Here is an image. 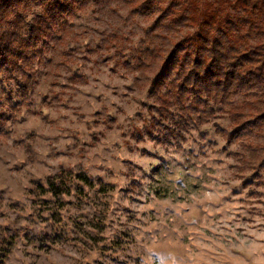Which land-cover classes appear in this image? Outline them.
<instances>
[{
  "label": "rangeland",
  "instance_id": "374dc122",
  "mask_svg": "<svg viewBox=\"0 0 264 264\" xmlns=\"http://www.w3.org/2000/svg\"><path fill=\"white\" fill-rule=\"evenodd\" d=\"M44 9L29 4L26 22ZM129 11L125 0H78L33 43L22 28L0 61L3 264H264V127L232 141L219 133L261 91L207 122L193 111L171 143L133 138L159 105L152 80L168 52L153 51L181 34L157 10ZM193 68L183 50L169 79Z\"/></svg>",
  "mask_w": 264,
  "mask_h": 264
},
{
  "label": "trees",
  "instance_id": "16d2710c",
  "mask_svg": "<svg viewBox=\"0 0 264 264\" xmlns=\"http://www.w3.org/2000/svg\"><path fill=\"white\" fill-rule=\"evenodd\" d=\"M125 1L131 15L157 10L158 23L181 34L172 40L167 51H153L156 58L168 52L152 80L151 95L157 97L159 105L149 109L150 119L144 121L142 128H134L133 138L144 140L147 136L160 143H171L183 138L182 130L193 118V111H204L195 117L207 122L216 117L220 104L253 90L261 91L255 95L259 98L257 105L251 106L245 100L231 108L227 115L232 129L219 130V133L232 141L264 127V0ZM77 2L0 0V61L9 64L8 57L14 52L13 45L22 28L29 34L28 41L33 43L38 32L45 31L42 26L45 20H58L59 11L74 8ZM31 3L41 4L45 11L26 22ZM183 50L193 54L194 68L170 80V71ZM35 81L33 75L19 81L22 97L29 96ZM163 87L166 92L162 91ZM260 164L264 166V157ZM9 254V248L3 250L0 264Z\"/></svg>",
  "mask_w": 264,
  "mask_h": 264
}]
</instances>
